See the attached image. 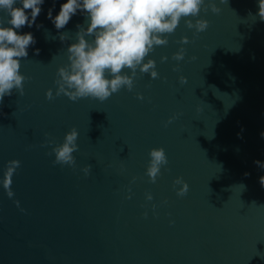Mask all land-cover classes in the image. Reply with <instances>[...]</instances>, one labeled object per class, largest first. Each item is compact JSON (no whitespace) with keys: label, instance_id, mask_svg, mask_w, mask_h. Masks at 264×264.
<instances>
[{"label":"water","instance_id":"1","mask_svg":"<svg viewBox=\"0 0 264 264\" xmlns=\"http://www.w3.org/2000/svg\"><path fill=\"white\" fill-rule=\"evenodd\" d=\"M66 2L45 0L36 23L18 30L36 43L21 60L24 94L13 90L0 103V181L9 161L20 162L12 198L0 183V264H264V169L254 163H264L258 0H213L218 14L202 7L198 17H182L165 34L167 46L145 58L159 78L137 69L132 91L122 88L103 103L56 96L77 25L88 26L78 10L55 28L48 11L55 17ZM0 19L10 27L5 12ZM186 19L209 27L196 33ZM183 37L188 44L179 43ZM181 48L184 60H172ZM73 128L75 166L54 164L53 149ZM153 148L168 159L155 183L146 175ZM177 178L188 185L183 197Z\"/></svg>","mask_w":264,"mask_h":264},{"label":"clouds","instance_id":"2","mask_svg":"<svg viewBox=\"0 0 264 264\" xmlns=\"http://www.w3.org/2000/svg\"><path fill=\"white\" fill-rule=\"evenodd\" d=\"M44 2L45 0H20L22 7H14L17 0H0V11L10 17L6 21L10 27H4L5 22L0 19V103L6 96H12L13 90L21 96L24 94L26 77L20 72L21 60L27 58V49L36 40L32 33L21 35L18 30L24 26L31 28L36 23ZM202 7L205 12L209 8L214 14L220 12L213 0H208L207 6L205 0H67L60 5V11L55 17L52 16V9H49L47 18L58 31L69 23L78 10L82 14L87 13L88 21L86 30L77 25L78 42L67 49L69 63L58 69L56 96L63 94L72 102L91 98L103 103L122 88L132 91L137 69L140 73L150 74L153 80L158 79L155 61L148 59L144 62L145 58L154 51V46H167L165 34H173L182 17H198ZM29 9L30 13H26ZM258 9L257 15L264 22V0H258ZM185 23L188 29H195L196 33H202L209 27L208 21L203 19H196L195 23L186 19ZM87 36L94 37L92 42L85 39ZM60 39L63 42L65 35H61ZM179 43L188 44L189 41L187 37H183ZM36 54H39V49ZM184 54L185 50L181 48L172 56V60L182 61ZM167 59L161 57V62H166ZM125 69L130 70L131 75L126 74ZM173 71H179V66L173 68ZM179 79L181 84L187 83L185 77L181 76ZM45 95L48 100L54 99L51 89ZM137 99L143 100L144 97L138 94ZM171 122L170 119L168 123ZM78 135L75 128L66 133L64 143L53 149L54 164L75 166L73 153L78 151ZM261 135L264 138V133ZM149 156L146 175L155 183L161 168L168 164V159L163 148H153ZM254 163L264 169V163ZM19 167V161H9L0 181L9 198L14 195L11 191L12 177ZM90 170L91 165L82 169L86 176ZM248 175L250 174L245 173V176ZM259 183L264 188V176L259 178ZM174 185H182L177 196L187 194L188 185L182 178H177ZM147 199L151 200L152 196L148 195Z\"/></svg>","mask_w":264,"mask_h":264}]
</instances>
